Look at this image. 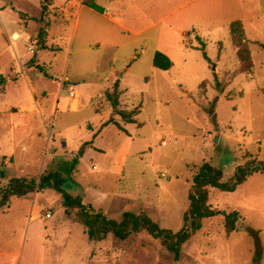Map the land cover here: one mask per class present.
<instances>
[{"label": "rangeland", "instance_id": "obj_1", "mask_svg": "<svg viewBox=\"0 0 264 264\" xmlns=\"http://www.w3.org/2000/svg\"><path fill=\"white\" fill-rule=\"evenodd\" d=\"M85 1L0 0V52L20 42L27 56L15 58L8 49L0 58V197L11 179H37L43 165L61 173L72 195L79 183L98 185L106 201L94 202V191L83 201L111 219L145 213L161 229L179 232L204 163L221 168L228 184L239 167L264 163V0H93L103 13ZM234 23L251 52L250 72L243 73ZM158 52L173 62L169 70L154 67ZM55 75L74 109L81 93L80 109L48 117L37 136L39 123L30 126L24 118L31 114L23 113L32 101L29 86L52 100ZM116 81L119 108L138 112L139 125L123 173L76 175L69 167L79 140L93 137L88 127L101 128L98 143L106 151L123 145L117 127L104 126L123 122L105 98ZM60 134L72 155H65ZM53 151L59 155L48 167ZM209 204L237 211V230L227 236L221 215L205 219L176 259L147 231L123 241L91 240L54 190L13 197L0 210V264H264V174L231 192L213 189Z\"/></svg>", "mask_w": 264, "mask_h": 264}, {"label": "trees", "instance_id": "obj_2", "mask_svg": "<svg viewBox=\"0 0 264 264\" xmlns=\"http://www.w3.org/2000/svg\"><path fill=\"white\" fill-rule=\"evenodd\" d=\"M85 5L98 13H103L104 9L97 5L93 0H86ZM233 34H239L238 57L242 64L243 73L253 70L251 52L244 41L243 32L237 29L238 24L234 23ZM47 32L42 30L39 34V41L44 48ZM153 65L160 70H169L173 66L171 59L163 53H156ZM221 84L218 82L217 87ZM120 87L119 81H116L111 90L105 93L106 100L114 108V114L119 116L120 120L127 123L136 124L138 112H126L119 108ZM115 125L119 130L126 133V130L115 119H111L106 125ZM77 165L74 160L69 167L70 172ZM255 173L264 174V163L251 162L239 167L236 170L233 181L228 184L223 182L224 173L221 168L215 167L210 163H204L194 178L192 191L189 193V205L183 216V226L179 232L163 230L145 213L134 214L125 212L120 221L111 219L102 209H95L92 205H86L83 197L72 195L64 189L65 179L56 169L45 170L36 178H13L7 188L3 189L0 197V210L9 207L11 198L25 197L34 192L44 189L54 190L61 196V204L68 212H75L77 221L83 225L88 237L93 241H103L107 236L112 235L115 239L123 241L131 234L147 231L156 239H161L162 244L168 251L172 252L176 259L180 257L182 246L187 243L202 227V221L218 216L224 217V227L227 236L237 230V222L240 215L237 211L226 213L209 204L210 194L213 189L222 191H234L239 185L243 184L250 176Z\"/></svg>", "mask_w": 264, "mask_h": 264}, {"label": "crops", "instance_id": "obj_3", "mask_svg": "<svg viewBox=\"0 0 264 264\" xmlns=\"http://www.w3.org/2000/svg\"><path fill=\"white\" fill-rule=\"evenodd\" d=\"M81 13H82V10L80 11L77 17L76 24L79 23V18H80ZM22 46L23 44L20 42L14 43V46L7 47L2 52H0V58L3 56V53H5L8 49H10L13 51V55L15 56V58H19L20 56L22 59H25L24 61H26L27 56L24 53L21 54ZM39 65L42 66L43 64H41V62H38L36 66L38 67ZM44 73L46 74L47 72L44 71ZM63 74L65 75L61 77L66 78L67 77L66 68ZM59 78L60 77L56 75L52 78L53 79L52 81L57 82V86H58V90L53 95L52 100L48 99L49 96H52V93H48L45 90H40L39 93L41 95L38 96L37 93L34 92V89L31 86H29V89L31 91L32 101L30 102L31 103L30 109H28V111H23V113L31 114V117L24 118L25 120L28 119L27 124H29L30 126L32 122L34 121L39 123V127H37V130H36L37 136H41V134L43 133V130L46 129L48 117L50 116L54 117L60 110H66L67 108L69 109V111H72V112H77L80 109L81 99H82L81 93L76 91V86L72 84L71 80H68L66 82L67 84L68 83L71 84L72 88L76 91L77 96H79V100H80L79 107L74 109V102H72V99L66 93V90L63 84L58 81ZM8 80L10 79L8 78L7 82ZM120 123L122 127L126 130V133H125L117 128L118 132H120L122 135L123 145L120 147H117L114 150H110V151H106L105 148L99 145L98 143L101 141V128L93 129V128L88 127V133L92 135L93 137L92 138L89 137L86 140L80 139L78 142V150H80V152H79V157L77 158V165L75 167V171H77L76 175L82 176V174L85 173L84 171H91L93 173L103 172V173H108L111 175H121L123 173L125 161L127 159L129 149L132 143V132L135 131L137 126L136 124H133V123H127V122H120ZM28 130L31 131L32 127H29ZM58 139L61 144V148L64 150L65 155H72L73 151H68V144L65 141V137L62 134H60L58 136ZM88 143H91V144L85 146L84 148L82 147L83 145L88 144ZM58 155L59 153H57L56 151H53L50 154L51 162L48 165V167L51 165L53 160L56 159ZM42 167L43 165H41L40 173L46 170L44 169V167L43 168ZM78 185L81 187V191L78 195L83 196V198H85L86 194L90 193V191H94L93 192L94 202L101 203V201L103 202L106 201V199L103 200V197L106 196L107 194L103 193L102 190L98 187V185L90 184L88 182L84 184L79 183ZM88 204L94 206L95 203H88Z\"/></svg>", "mask_w": 264, "mask_h": 264}, {"label": "built area", "instance_id": "obj_4", "mask_svg": "<svg viewBox=\"0 0 264 264\" xmlns=\"http://www.w3.org/2000/svg\"><path fill=\"white\" fill-rule=\"evenodd\" d=\"M166 144H167V141H164L162 145H163V146H166ZM46 217H47V218H51V213H48V214L46 215Z\"/></svg>", "mask_w": 264, "mask_h": 264}, {"label": "bare ground", "instance_id": "obj_5", "mask_svg": "<svg viewBox=\"0 0 264 264\" xmlns=\"http://www.w3.org/2000/svg\"><path fill=\"white\" fill-rule=\"evenodd\" d=\"M75 103H77V100H75Z\"/></svg>", "mask_w": 264, "mask_h": 264}]
</instances>
